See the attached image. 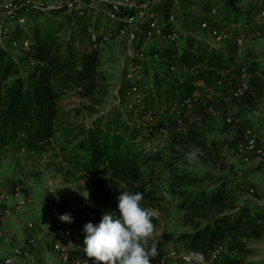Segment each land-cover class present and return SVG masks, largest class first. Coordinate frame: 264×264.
<instances>
[{
	"label": "trees",
	"instance_id": "1",
	"mask_svg": "<svg viewBox=\"0 0 264 264\" xmlns=\"http://www.w3.org/2000/svg\"><path fill=\"white\" fill-rule=\"evenodd\" d=\"M222 1L225 6L223 19L226 22H251V13L263 9L255 4L245 9L238 0ZM172 5L173 2L166 1L153 12L165 34L170 30L179 33L175 22L169 21V17L174 15ZM53 13L59 14L61 11ZM128 14L132 12L122 11L115 21L108 16L105 21L103 15L99 14L94 24L90 16L84 15L79 18L77 36H71L66 42L59 40L60 27L52 28L46 24L47 16L43 10H33L32 24L26 27L15 23L8 42L11 46L5 48L0 44V149L20 144L29 150H39L49 143L57 133L56 124L61 111L59 100L62 92L59 86L83 84L87 96L92 95L99 86L100 52L90 41L89 31L100 34L116 28L118 33L125 27L122 19ZM108 21L114 25L110 27ZM151 31L148 27L143 41L145 47H136L138 55L134 59L135 65H140L144 73L154 71L151 99L144 101L140 111H149L155 116L157 130L166 124L167 132L172 134V142L176 145L187 147V142L180 141L185 137L189 144L195 143L194 131L189 130L184 134L174 129L171 107L174 102L199 90L194 85L197 81L225 95L232 91V85L238 80L243 67L249 75V90L238 98H231V104L238 108L233 119L235 121L237 117L257 109L264 96V80L257 75L260 71L258 62H251L248 66L244 62L234 64L224 50L210 47L191 29L185 36L181 34V38L152 41L155 49L148 52L146 48ZM21 39L28 41L27 48L19 45ZM174 43L178 46L173 47ZM234 46L237 53L236 40ZM14 53L21 55L16 58ZM147 54V57H156L158 65L165 69L154 70L151 62L145 59ZM32 62L34 64L30 66ZM21 63H24L23 68ZM171 66H175L176 71L181 68L194 70L195 73L185 80H179L170 70ZM140 106H135L136 110ZM131 118L116 114L105 125L99 118L93 127L84 130V138L77 143L76 148L85 153V158H78L82 160L85 173L94 172L100 165L107 164L110 176L96 179L87 198V207L77 206L76 212L71 215L73 222L69 225L78 248L69 251L70 258L87 259L83 252L84 225L88 222L98 224L107 212L119 215L116 198L120 191L127 190L143 193L145 207L159 209L162 202L169 201V204L174 203L180 210L187 211L194 231L179 239L185 250L198 251L206 256L214 246L223 244L224 251L214 264H256L243 255L248 252L246 241L264 234V214L252 208L251 201L240 200L243 194L227 180H216L208 172L200 175L181 170L178 155L164 157L156 150L146 149L139 139L147 142L151 134L132 124ZM259 121L264 124V119ZM241 125L245 129L251 128L248 120L241 122ZM151 160L161 163L165 180L146 174L145 166ZM167 195L170 196L169 200ZM153 223L155 226L159 223L155 216ZM89 262L93 264L91 260Z\"/></svg>",
	"mask_w": 264,
	"mask_h": 264
},
{
	"label": "rangeland",
	"instance_id": "2",
	"mask_svg": "<svg viewBox=\"0 0 264 264\" xmlns=\"http://www.w3.org/2000/svg\"><path fill=\"white\" fill-rule=\"evenodd\" d=\"M134 1L140 7L137 9L138 12H132L131 21L123 19L125 24L123 28L126 32L117 33L118 29L111 28L106 31L108 40L94 46L100 52L98 72L101 76L99 86L94 93L85 95L83 84L59 86L62 92L59 100L61 111L56 124L57 133L49 143L39 150H29L20 144L0 149V211L8 209L12 213L10 217L0 222L6 231L4 238L0 241V262L6 255L11 254L14 248L25 247L27 239L34 237L37 244L31 249V256L15 258L12 264H65L58 259L52 248L57 238L51 232V208L55 204L63 207L67 204L79 203L86 196L90 187L86 180L90 177L89 180L94 182L97 178L90 176L93 172L85 173L82 160H78V158H85V153L76 148L77 143L84 138V130L93 127L99 118L105 125L116 114H121L126 119L132 117V124L144 128L146 134H151V139L147 142L143 141V138L139 139L140 142H144L146 149L156 150L164 157L170 154L178 155L181 158V170L200 175L208 172L215 176L216 180L219 178L227 180L233 188L243 194L240 200L251 201L252 208L264 214V171L255 161L244 163L234 153V147L242 139L245 131L241 125L244 120H248L251 128L257 133L264 134V124L259 121L264 119V96L254 112L237 117L234 121L233 116L238 113V108L231 104V90L223 95L220 90H211L202 81H197L194 85L200 89L194 93L211 101L216 111L213 114L205 113L200 122H188L180 132L185 134L189 130L194 131L195 143L189 144L185 137L180 141L187 142V147L178 146L172 142V134L158 132L155 116L149 111L146 113L140 111L144 101L151 99L154 71L144 73L140 65H135L134 59L138 55L136 47H145L143 41L152 22L151 14L162 3L169 0ZM170 1L173 2V22L179 32L176 33L178 38L181 34L185 36L188 29H191L197 32L210 47L224 50L227 56H231L234 64L244 62L248 66L251 62H258L260 71L257 75L264 80V21L258 17L259 9L251 13L252 17L249 18L251 22L233 23L223 19L225 6L222 0ZM62 2L63 0H0V8L3 3L13 4L19 8L18 15L12 24H6L7 14L0 9V44L9 48L11 45L8 42L15 23L18 22L24 27L32 24L31 13L37 8L44 9L48 26L60 27L59 40L66 42L71 36H77L80 19H69L63 10ZM254 4L264 8V0H254L251 5L246 3L241 6L249 9ZM106 10L89 9L86 15L90 16L92 24L97 21L99 14H102L107 21ZM142 10L143 12L140 13ZM57 11L61 13H53ZM21 19L22 21H19ZM204 20L209 21L220 32L226 31L227 39L220 43L211 40L208 33L200 26ZM108 24L110 27L114 25L109 21ZM111 35L114 36L110 37ZM240 37L243 42L241 52L237 54L234 41ZM155 40L158 38H151L148 41L149 45L146 48L148 52L155 49V43L152 42ZM19 45L28 47L24 39H21ZM12 46L16 45L12 44ZM172 46L178 45L174 43ZM20 55V53H14L16 58ZM148 55L143 58L151 62L154 70L158 68L163 70L164 66L158 65V59L147 57ZM30 64L32 66L34 63ZM21 66L23 68L24 63H21ZM173 73L179 80H185L195 72L179 68ZM135 90H140L139 95L134 94ZM138 96L142 100L141 103L137 102ZM137 105H141L139 110L135 108ZM228 117L232 118L231 122H228ZM197 146L202 149L203 154L194 163H189L185 159V153ZM21 147H25L24 152L20 150ZM171 149L174 151H170ZM145 171L148 175L166 179L160 162L151 160L145 166ZM51 188L55 189V196L50 193ZM27 191L33 193L34 203L24 210H15L16 202ZM167 197L169 200L170 196L167 195ZM152 211L159 221L153 237L158 244L164 249L185 250L184 244L179 239L182 235L194 231L187 211L180 210L174 203L169 204V201L162 202L159 209H152ZM27 222L44 225L47 231L28 230ZM61 241L68 251L78 248L75 238H61ZM246 243L248 252L243 257L250 262L264 264V234L259 238L249 239ZM166 264L185 263L170 260Z\"/></svg>",
	"mask_w": 264,
	"mask_h": 264
},
{
	"label": "built area",
	"instance_id": "3",
	"mask_svg": "<svg viewBox=\"0 0 264 264\" xmlns=\"http://www.w3.org/2000/svg\"><path fill=\"white\" fill-rule=\"evenodd\" d=\"M240 4H252L254 0H238ZM63 10L65 11L67 17L69 19H79L80 17L86 15L87 10L89 9H107V16L115 21L119 19V14L122 11L126 12H138V8L140 7L134 0H117L115 2H110L109 0H63ZM62 8V6H61ZM3 12L7 14L5 22L6 24H12L16 15H18V6L8 3L1 4L0 8ZM43 10V8H37ZM143 10L140 12L142 13ZM152 22L149 24L151 28V33H149V38H158L160 40H174L177 38L176 31L170 30L168 33L163 32L162 26L159 24L158 18L151 14ZM258 17L264 21V8L261 9L258 13ZM123 19H127L131 21L133 19V15L128 14L125 15ZM122 19V21H123ZM18 21V20H17ZM19 21H22L19 20ZM169 21L173 23L174 15L169 17ZM201 28L208 33L211 37V40L217 41L218 43L225 41L227 39L226 31L220 32V30L216 29L214 26L210 25V22L204 20L200 24ZM125 29L121 28L119 33H125ZM134 36V33H132ZM90 41L94 46L105 42L108 40V35L106 31L96 34L93 31H89ZM243 39H236V52L237 54L241 52V44ZM28 41H25L27 44ZM171 71H176L175 66L170 67ZM248 73L245 68L240 69V75L238 80L236 81L232 91L231 98H238L242 96L246 91L249 90L248 83ZM219 84H221L219 82ZM140 92H134V94H138ZM139 95V94H138ZM141 98L138 96L137 102L141 103ZM214 104L204 99L202 96L193 93L192 95L182 99L179 102H174L171 107V114L174 116V129L177 132L183 131L185 125L190 121L200 122L203 115L213 114L215 113ZM148 117V114H147ZM191 119V120H190ZM228 122L232 121L231 117L227 118ZM160 133H167L166 124H163L157 130ZM25 147H21L20 150L22 152L25 151ZM235 155L244 163H250L255 161L257 165H259L264 171V134L257 133L252 128H247L243 132L242 139L235 145L234 147ZM95 178H101L105 176H110V171L108 170L107 164L100 165L96 170L90 175ZM90 178V177H89ZM86 180L87 184L90 186L91 190L93 182ZM50 193L55 196L56 192L54 188L50 189ZM253 193V191L251 192ZM88 195H86L79 203H71L66 206H61L60 204H55L51 208V232L56 236V240L52 244L53 251L56 253L58 259L65 264H84L86 259H82L80 257H76L71 259L70 254L66 246L62 243L61 238L71 239L73 238L71 226L69 223L62 222L59 219V216L63 214L73 215L77 206L87 207ZM34 203V195L32 192L27 191L23 196H21L15 204V210L21 211L26 207L30 206ZM11 211L6 209L4 211H0V222L4 221L6 218L11 216ZM264 224V220L262 222ZM26 227L28 230H37L39 232H46L47 229L44 225H36L33 222H27ZM5 229L0 225V241L5 236ZM230 238H228L229 240ZM150 244L155 243L158 247L159 255L150 261V264H166V262L173 260L185 263L184 256L187 255L190 251L183 249H164L162 246L158 244L154 238L150 240ZM37 244V240L34 237H29L27 239V245L25 247H16L12 250L11 254L7 255L2 259L0 264H12L15 258H29L31 256V249L35 247ZM224 251V245L218 244L214 246L210 252L205 256L207 264H214V262L220 257L222 252ZM90 264V262H89Z\"/></svg>",
	"mask_w": 264,
	"mask_h": 264
},
{
	"label": "clouds",
	"instance_id": "4",
	"mask_svg": "<svg viewBox=\"0 0 264 264\" xmlns=\"http://www.w3.org/2000/svg\"><path fill=\"white\" fill-rule=\"evenodd\" d=\"M202 149L193 147L185 153V159L194 163L202 155ZM119 215L107 212L98 224L84 225V264H150L158 255V247L150 244L156 231L154 212L144 206L141 192L120 191L116 198ZM62 222L72 223L70 214L59 216ZM185 264H207L203 253L190 251L184 256Z\"/></svg>",
	"mask_w": 264,
	"mask_h": 264
},
{
	"label": "crops",
	"instance_id": "5",
	"mask_svg": "<svg viewBox=\"0 0 264 264\" xmlns=\"http://www.w3.org/2000/svg\"><path fill=\"white\" fill-rule=\"evenodd\" d=\"M4 148H7V147H4ZM90 192H91V190L89 189V190L87 191V194H86V195L89 196ZM6 256H7V255H6ZM6 256H5V257H6Z\"/></svg>",
	"mask_w": 264,
	"mask_h": 264
}]
</instances>
